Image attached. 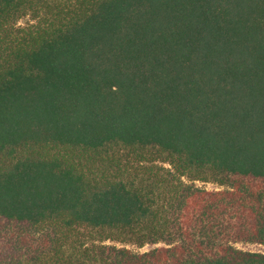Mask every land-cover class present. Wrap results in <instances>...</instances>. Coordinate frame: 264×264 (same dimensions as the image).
<instances>
[{"label":"trees","instance_id":"trees-1","mask_svg":"<svg viewBox=\"0 0 264 264\" xmlns=\"http://www.w3.org/2000/svg\"><path fill=\"white\" fill-rule=\"evenodd\" d=\"M12 232L59 240L24 264H264L235 247L264 245V0H0V264Z\"/></svg>","mask_w":264,"mask_h":264},{"label":"rangeland","instance_id":"rangeland-1","mask_svg":"<svg viewBox=\"0 0 264 264\" xmlns=\"http://www.w3.org/2000/svg\"><path fill=\"white\" fill-rule=\"evenodd\" d=\"M24 21H20L19 23H23ZM197 186L205 188L207 190H220L221 187L215 184H203V183H195ZM49 237V238H48ZM26 238V239H24ZM52 239V241H51ZM57 237L49 236L44 232L30 233L29 236L22 237V234L17 232H12L9 235V239L5 242L4 247L10 251V253H15L16 256L20 257L21 264H24L25 257L24 255L34 251L35 249H40L45 244V253L51 251V246H53L54 241L57 240ZM48 240V242H47ZM51 244V246H50ZM107 244H110L107 242ZM235 247L252 253H264V245L255 244V243H237Z\"/></svg>","mask_w":264,"mask_h":264}]
</instances>
